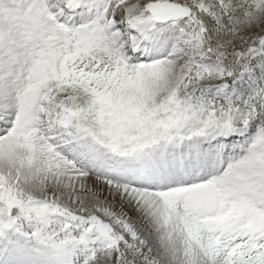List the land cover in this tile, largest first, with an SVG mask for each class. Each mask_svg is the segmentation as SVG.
<instances>
[{
  "label": "snow or ice",
  "instance_id": "1",
  "mask_svg": "<svg viewBox=\"0 0 264 264\" xmlns=\"http://www.w3.org/2000/svg\"><path fill=\"white\" fill-rule=\"evenodd\" d=\"M0 264H264V0H0Z\"/></svg>",
  "mask_w": 264,
  "mask_h": 264
}]
</instances>
